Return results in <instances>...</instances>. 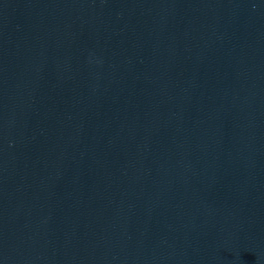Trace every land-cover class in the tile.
I'll use <instances>...</instances> for the list:
<instances>
[{"label": "water", "instance_id": "obj_1", "mask_svg": "<svg viewBox=\"0 0 264 264\" xmlns=\"http://www.w3.org/2000/svg\"><path fill=\"white\" fill-rule=\"evenodd\" d=\"M0 264H264V0H0Z\"/></svg>", "mask_w": 264, "mask_h": 264}]
</instances>
